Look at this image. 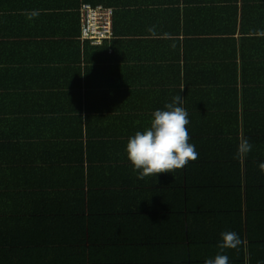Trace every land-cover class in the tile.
<instances>
[{"label":"crops","instance_id":"1","mask_svg":"<svg viewBox=\"0 0 264 264\" xmlns=\"http://www.w3.org/2000/svg\"><path fill=\"white\" fill-rule=\"evenodd\" d=\"M261 31L264 0H0V264H205L224 231L264 264ZM177 95L199 157L139 179L127 142Z\"/></svg>","mask_w":264,"mask_h":264},{"label":"clouds","instance_id":"2","mask_svg":"<svg viewBox=\"0 0 264 264\" xmlns=\"http://www.w3.org/2000/svg\"><path fill=\"white\" fill-rule=\"evenodd\" d=\"M39 15V10L26 13L28 20ZM259 35L264 36V31L259 32ZM183 102L182 96L173 97L172 102L165 104L164 109L153 112L150 126L129 138L126 146L127 158L139 173V179L171 173L198 159L199 153L195 145L189 143L187 126L190 120L187 110L182 106ZM252 149L253 145L249 140L241 137L235 158L243 161ZM258 167L264 172V162H260ZM221 237L222 242L217 245L220 251L214 258L206 259L205 264H229V257L223 254L224 250L236 249L242 243L235 231H224Z\"/></svg>","mask_w":264,"mask_h":264},{"label":"built area","instance_id":"3","mask_svg":"<svg viewBox=\"0 0 264 264\" xmlns=\"http://www.w3.org/2000/svg\"><path fill=\"white\" fill-rule=\"evenodd\" d=\"M82 38L89 39L94 43H100L105 39L112 38L113 14L112 7L102 3L93 4L84 1L81 5Z\"/></svg>","mask_w":264,"mask_h":264},{"label":"trees","instance_id":"4","mask_svg":"<svg viewBox=\"0 0 264 264\" xmlns=\"http://www.w3.org/2000/svg\"><path fill=\"white\" fill-rule=\"evenodd\" d=\"M94 4H96V3H94Z\"/></svg>","mask_w":264,"mask_h":264}]
</instances>
